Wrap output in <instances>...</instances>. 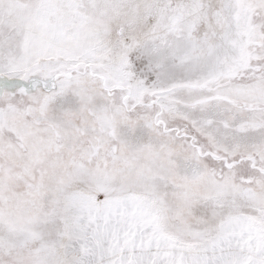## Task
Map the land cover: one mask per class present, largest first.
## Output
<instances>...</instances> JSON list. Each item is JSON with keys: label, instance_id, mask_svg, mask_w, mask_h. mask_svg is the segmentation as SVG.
Wrapping results in <instances>:
<instances>
[{"label": "snow or ice", "instance_id": "snow-or-ice-1", "mask_svg": "<svg viewBox=\"0 0 264 264\" xmlns=\"http://www.w3.org/2000/svg\"><path fill=\"white\" fill-rule=\"evenodd\" d=\"M0 264H264V0H0Z\"/></svg>", "mask_w": 264, "mask_h": 264}]
</instances>
